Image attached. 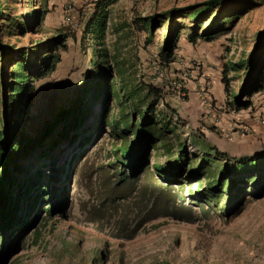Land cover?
Instances as JSON below:
<instances>
[{
	"label": "rangeland",
	"instance_id": "1",
	"mask_svg": "<svg viewBox=\"0 0 264 264\" xmlns=\"http://www.w3.org/2000/svg\"><path fill=\"white\" fill-rule=\"evenodd\" d=\"M27 1L10 0L13 19L30 12ZM29 1L40 8L41 0ZM90 1L48 0L49 12L41 25L26 33L10 35L12 24L0 22L2 43L15 49L12 56H2L7 66L18 49L32 50L39 41L61 33L75 36L66 40L67 49L60 51L55 70L33 82L27 128L33 136L53 121L61 108L70 105L88 69L109 68L105 97L108 123H102L89 144L73 151V145L60 142L53 151L57 171L50 177L51 189L47 192L53 210L44 212L49 200L41 196L35 213L24 216L22 231L13 230L10 241L1 246L0 264H264V184L258 190L247 184L245 194L239 188L232 197L223 196L221 203H215L214 197L195 198L206 188L204 183L202 188L197 183L201 176L192 178L185 173L180 178L182 183L170 184L157 179L155 166L165 167L172 158L158 144L147 162L129 175L128 169L115 160L119 130L109 124L119 120L121 112L129 118L133 113V120H138V112L155 97L151 85L162 91L152 112L161 122H169L172 131L165 130L162 142L173 155L182 144L192 154L220 151L227 154L230 163L260 155L264 139L255 138L253 128L263 113L253 115V105L250 111L227 108L232 97L225 92L222 70L225 64L245 58L251 51L258 32L264 29V0H251L253 7L227 23V30L213 41L192 44L186 39L188 29L184 27L174 61L167 68H160L157 61L165 27L157 28L147 42V33L135 25L134 19L204 0H116L108 9L100 43L83 32ZM247 3L234 0L229 5L243 8ZM178 22L190 25L187 18ZM3 64L0 128L9 116L2 102L8 100L10 91L2 84L11 80ZM227 78L230 91H238L241 73L230 71ZM261 95L258 100H262ZM203 96L209 97V103ZM237 111L243 113L235 130L233 126L224 127L230 121L225 115ZM252 119L254 122H246ZM229 131L238 132L229 139ZM59 165L65 172H58ZM121 171L128 175L124 180L120 179Z\"/></svg>",
	"mask_w": 264,
	"mask_h": 264
},
{
	"label": "trees",
	"instance_id": "2",
	"mask_svg": "<svg viewBox=\"0 0 264 264\" xmlns=\"http://www.w3.org/2000/svg\"><path fill=\"white\" fill-rule=\"evenodd\" d=\"M233 1L204 0L148 16H138L134 23L147 33V42L151 41L157 28L165 27L157 61L160 68H167L174 61L184 27L188 29L186 39L190 43L195 44L200 40L210 42L227 30V23H233L235 18L240 17L249 7H253L251 0H246L248 3L243 8H231L229 4ZM115 2L116 0L90 1V12L86 17L83 32L97 43L105 36L108 9ZM33 3L34 1H27V6L32 7L27 15L13 19L9 14L10 0H0V22L5 20L8 22L7 26L12 24L10 35L17 32L26 33L28 29L41 25L49 12L48 0H41L40 8H34ZM181 18L189 19L190 25L183 26L178 22ZM203 24L206 25L203 27ZM69 36L75 37L73 34L61 33L46 41H39L32 50L18 49L16 58L9 67L3 64L2 56L4 53L12 54L15 49L3 44L0 36V65L3 64L4 69H8L6 74L8 79H11L2 84L10 93L8 100L2 102L9 116L7 115L4 126L0 128V248L10 241L13 230L22 231L26 225L24 216L30 212L35 213L33 210L41 196L49 200L44 212L50 213L53 210V202L47 192L51 189L50 177L57 171L54 167L57 156L53 151L60 142H66L69 147L73 145L71 149L74 151L89 144L102 123H108L105 97L109 92L106 83L109 68H90L83 74V80L81 79L77 94L70 105L61 108L54 120L38 134L33 136L27 131L33 107V82L55 70L61 59L60 51L67 49L66 40ZM230 71L240 72L242 75V82L236 92H231L229 88L227 75ZM222 81L225 92L232 97L227 103V108L240 110L252 107V97L264 90V29L258 32L254 46L245 58L224 65ZM93 89L97 91L92 92ZM149 89L155 97L143 111L138 112V120H133V113L129 118V114L121 112L119 120L109 123L111 128L119 130L120 145L114 149L115 160L128 169L129 175L147 162L150 151L158 144L159 147L165 148L167 155L172 158L165 167L155 166L157 179L170 184L174 181L182 183L180 178L185 173L192 178L201 176L197 183L200 188L204 183L206 188L198 191L199 193L194 195L195 198L214 197L215 203H221L223 196L232 197L239 188L240 192L245 194L246 190L243 188L247 184L251 183L256 190L263 186L264 150L255 158L235 159L234 163H230L231 159L227 154L217 150L214 154L207 151L202 155L192 154L184 144L173 155L169 147L162 142L165 130L172 131L168 126L169 122H161L152 112L153 104L162 96V91L151 85ZM127 95L126 93L125 96ZM41 160L46 163L41 164ZM58 172H65L64 166L59 165ZM119 175L121 180L128 176L123 171ZM253 179L256 181L252 184ZM18 211L23 214L17 215Z\"/></svg>",
	"mask_w": 264,
	"mask_h": 264
},
{
	"label": "crops",
	"instance_id": "3",
	"mask_svg": "<svg viewBox=\"0 0 264 264\" xmlns=\"http://www.w3.org/2000/svg\"><path fill=\"white\" fill-rule=\"evenodd\" d=\"M263 92H264V90H263ZM262 92V93H263ZM261 93V94H262ZM260 93L259 94H257L256 96H254L255 97V99H257L256 101L257 102H255V104H254V102H253V108L255 109V113H252L253 115H256V114H259V113H263V114H261L260 116H264V101H262V100H258L259 98H260V96H258V95H261ZM262 96H263V94H262ZM198 103V102H197ZM259 105L261 106V107H259ZM248 111V110H247ZM246 112V111H245ZM243 113V112H242ZM242 113L241 112H238L237 111V113H235V112H231V113H229L228 114V116L227 115H225L226 116V118L228 119V120H230V121H228L227 123H225L224 124V127L226 126V128H231L232 126H236L235 124H236V122L238 121V116H239V114H241L242 115ZM245 115V114H244ZM256 116H259V115H256ZM246 122H254V119H252V120H246ZM253 131H254V137L255 138H262V139H264V128H262L259 124H255L254 125V128H253Z\"/></svg>",
	"mask_w": 264,
	"mask_h": 264
},
{
	"label": "built area",
	"instance_id": "4",
	"mask_svg": "<svg viewBox=\"0 0 264 264\" xmlns=\"http://www.w3.org/2000/svg\"><path fill=\"white\" fill-rule=\"evenodd\" d=\"M261 97H262V101H264V95H263V96L261 95ZM203 100H204V102L206 101V102L209 103V97H208V96H203ZM208 105H209V104H208ZM250 108H251V107H250ZM250 108H248L247 110L250 111ZM258 124H259L262 128H264V116L261 117V118L259 119ZM235 125H236V124H235ZM236 126H238V125H236ZM233 129L235 130L234 126H233ZM231 130H232V129H231ZM237 132H238V131H231V132L229 131V132L227 133V135L229 136V139H233Z\"/></svg>",
	"mask_w": 264,
	"mask_h": 264
},
{
	"label": "water",
	"instance_id": "5",
	"mask_svg": "<svg viewBox=\"0 0 264 264\" xmlns=\"http://www.w3.org/2000/svg\"><path fill=\"white\" fill-rule=\"evenodd\" d=\"M6 262H4V264H5Z\"/></svg>",
	"mask_w": 264,
	"mask_h": 264
}]
</instances>
